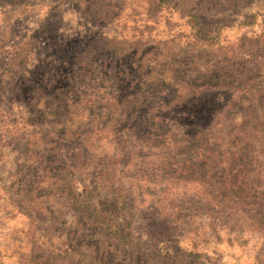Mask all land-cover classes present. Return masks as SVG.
I'll return each instance as SVG.
<instances>
[{
    "label": "rangeland",
    "instance_id": "rangeland-1",
    "mask_svg": "<svg viewBox=\"0 0 264 264\" xmlns=\"http://www.w3.org/2000/svg\"><path fill=\"white\" fill-rule=\"evenodd\" d=\"M163 3L152 24L147 0H0V264H264V187L253 189L258 194H241L237 181L223 187L221 159L205 162L221 154V133L187 139L210 120V104L153 108L172 78L238 85L248 72L263 74L254 63L264 58L242 64L231 53L243 37H264V0ZM188 15L213 31L210 41L196 42ZM111 39L151 46L118 56ZM157 65L164 80L148 89L138 116L161 123L139 120L134 133L116 126L103 109L110 87L131 82L141 91ZM162 95L164 105L172 99ZM169 135L184 147L175 155ZM249 136L262 152L261 135ZM233 137L232 150L246 157ZM61 185L93 194L107 219L130 227L131 245L112 242Z\"/></svg>",
    "mask_w": 264,
    "mask_h": 264
},
{
    "label": "trees",
    "instance_id": "trees-1",
    "mask_svg": "<svg viewBox=\"0 0 264 264\" xmlns=\"http://www.w3.org/2000/svg\"><path fill=\"white\" fill-rule=\"evenodd\" d=\"M163 4V0H147V8L145 12L146 16H149L146 19H150V23L156 24V22H151V20H156ZM188 17L191 21L189 22L191 27L190 29H195V36L198 38L196 42H203L206 39L210 41V38L207 37V35L210 32L213 33V31L207 32V30L205 29L206 27L202 26L199 23V17H197V15H188ZM152 27L153 26L148 23L144 24L145 29ZM139 28L143 29L142 27ZM220 28H222V25L219 24L215 28L214 32L217 33ZM261 38H241L239 40V49L241 51L231 54L242 64H244V61L248 60L263 59L264 45L261 43V41L264 42V37L262 39ZM111 42H113V44L109 45V47L114 52H116L118 56H135L140 52V50L144 52V47L151 46L150 43L142 42L141 40L133 41L128 44H124V41H118L116 39H111L110 43ZM201 45L205 46L208 44ZM144 53L148 54L149 52ZM164 56L168 58L167 61H171L173 59V57L167 55V53ZM242 59H244V61H242ZM254 64L256 70L264 69V60L255 62ZM160 70L161 66L157 65L154 68H150L149 71L145 73L146 75H144V78L145 76L147 78L146 84L145 86L143 85L144 89L141 91H138V88L136 89L135 86H133V88L130 85L131 82L126 84V87L122 88V85L120 84L121 82L115 81L114 84L110 87L111 92L107 95L105 102L107 106L103 109L104 112L110 114V117L116 124V126L125 123L126 126L129 127V131H132L134 133L137 128L136 123H138L139 120L142 121V123L147 122L149 127L150 124L156 126V124L158 125L159 123H161L160 117H157V119L153 117L147 119L142 115L139 119L138 116V110L140 109V107H142L141 103L146 104L148 101V89L151 90L152 87L157 86L159 83H161L162 79L164 80L165 73L161 72ZM117 73L118 77L119 75L121 76V71H118ZM150 76L155 77V80L148 82V77ZM174 76L176 77V75H173V77ZM169 82L171 83L168 84L169 86L165 88L166 93L164 91L160 92V94L158 93L159 96L156 97L158 102L153 105V108H160L162 106L169 107L170 105L174 104V102L176 103L172 106V108H170V110L185 107L192 102L197 103L199 101H204L206 102V104H210V120L201 128L199 132L189 136L183 135L181 139L184 140L187 136V139H189L190 142H197L201 135L221 133L219 137L221 138V140H219L220 147H217L220 150L221 154H219L218 151L217 155H215L216 151H214L213 153H208L206 155L205 162L208 163L210 159H213L214 161L217 160L218 162L221 159V164H219L218 166H223V174L221 175L222 179L224 180L223 187L230 186L232 185L231 183L233 181H237V184L235 186L237 188L239 187L238 189L241 194L247 192L248 194L251 192L253 194H258L256 193V191H253V189L264 187V169H262L264 168V102H261L264 99V73L262 74L260 72H248L247 76L245 75L244 77H242V79L239 80L238 85H235L234 83H232V85L222 83H218L216 85L211 83L194 85L183 79H179L178 77L176 79L172 78L171 80H169ZM162 86L164 85L162 84ZM168 93L172 95V99L164 105V101L159 97L162 94V96L167 97ZM214 99H216L217 101L214 102ZM215 103L217 104V106L215 105ZM111 106L115 107V110L110 111L109 108ZM149 110L150 109L146 111V114L149 113ZM255 126L256 128L258 127L260 131L254 129ZM113 128V132L117 133V130H115L116 128ZM251 131L252 133L261 135L260 140L262 142V152H259L258 154H255V152L251 149L252 137L249 136V133ZM168 132L169 131L163 134H166ZM231 133L237 134L240 137V141H242L247 146V158L240 157L238 153H235L232 150L234 146L233 139L235 137H233V134L230 136ZM169 138L171 139V135H169ZM170 142V145L174 146V149L171 150V154L173 155L184 148L181 144L177 145V142L172 141V139L170 140ZM211 147L214 148L215 146L212 145ZM159 149L163 151V149ZM169 150L170 149L167 148V151ZM207 151L210 150L207 149ZM255 162L257 163L256 165L261 168V170H258V168L257 170L251 168L252 163ZM260 162H262L263 165H261ZM60 187L61 194H65L70 205L81 212L87 213V215L91 217L93 224L98 225L103 229V231L110 234L111 239H113L111 240L112 242L115 241L119 244V246H124L125 248H128V246L131 245V243H129L131 233L130 227L126 225L122 227L118 225L116 221L107 219L106 215L99 209L95 208V206L91 203L93 194H87L85 192V195L82 198V195L77 194L73 189L69 188V186L68 188L67 185H61ZM233 194H235V191L230 192L229 195ZM210 202L213 203V207L219 209H230L229 202L226 200H213ZM237 203L242 202L239 201ZM260 218H262L260 223H264V217ZM186 256H190V254Z\"/></svg>",
    "mask_w": 264,
    "mask_h": 264
}]
</instances>
